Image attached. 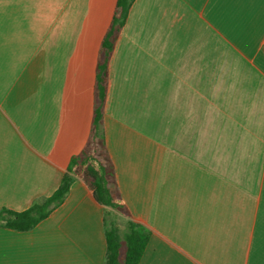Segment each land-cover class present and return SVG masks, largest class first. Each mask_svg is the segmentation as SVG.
<instances>
[{
  "label": "crops",
  "instance_id": "crops-1",
  "mask_svg": "<svg viewBox=\"0 0 264 264\" xmlns=\"http://www.w3.org/2000/svg\"><path fill=\"white\" fill-rule=\"evenodd\" d=\"M117 0H0V210L59 188L90 137ZM140 264H264V0H136L103 120ZM105 208L77 178L0 264H104Z\"/></svg>",
  "mask_w": 264,
  "mask_h": 264
},
{
  "label": "trees",
  "instance_id": "trees-1",
  "mask_svg": "<svg viewBox=\"0 0 264 264\" xmlns=\"http://www.w3.org/2000/svg\"><path fill=\"white\" fill-rule=\"evenodd\" d=\"M135 1L117 0L112 21L102 40L96 69L92 128L86 147L71 159L53 195L36 201L25 211L0 210V227L18 232L32 231L65 202L72 185L77 178H81L93 192L96 201L105 208L107 254L104 264H140L149 241V231L132 220L122 199L103 124L110 62Z\"/></svg>",
  "mask_w": 264,
  "mask_h": 264
},
{
  "label": "rangeland",
  "instance_id": "rangeland-1",
  "mask_svg": "<svg viewBox=\"0 0 264 264\" xmlns=\"http://www.w3.org/2000/svg\"><path fill=\"white\" fill-rule=\"evenodd\" d=\"M124 224L122 225V228H123Z\"/></svg>",
  "mask_w": 264,
  "mask_h": 264
}]
</instances>
